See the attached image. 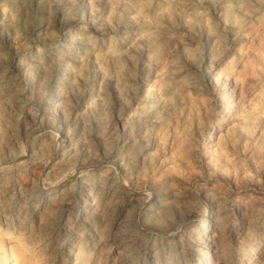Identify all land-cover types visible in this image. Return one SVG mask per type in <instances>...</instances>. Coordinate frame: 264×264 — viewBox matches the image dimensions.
Returning <instances> with one entry per match:
<instances>
[{
	"label": "clouds",
	"instance_id": "obj_1",
	"mask_svg": "<svg viewBox=\"0 0 264 264\" xmlns=\"http://www.w3.org/2000/svg\"><path fill=\"white\" fill-rule=\"evenodd\" d=\"M0 264H264V0H0Z\"/></svg>",
	"mask_w": 264,
	"mask_h": 264
}]
</instances>
